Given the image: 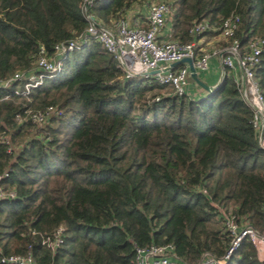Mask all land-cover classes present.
I'll list each match as a JSON object with an SVG mask.
<instances>
[{
	"label": "trees",
	"instance_id": "obj_1",
	"mask_svg": "<svg viewBox=\"0 0 264 264\" xmlns=\"http://www.w3.org/2000/svg\"><path fill=\"white\" fill-rule=\"evenodd\" d=\"M152 0H96L105 24ZM173 6V37L189 42L203 21L219 28L241 19L237 37L264 38V0H165ZM84 0H0V79L37 67L41 47L83 32ZM206 34H219L209 31ZM69 70L28 96L0 90V172L9 165L0 202L1 257L35 264H137L136 248L172 244L177 259L195 264L221 257L230 244L225 214L262 228L264 149L253 112L231 75L202 98L163 96L136 75L124 79L115 56L94 42L67 58ZM257 74L264 92V52ZM160 101H154L156 96ZM54 105L63 115L45 125L17 114ZM9 137L13 152L4 139ZM65 227L64 243L45 240ZM244 243L227 264H259Z\"/></svg>",
	"mask_w": 264,
	"mask_h": 264
},
{
	"label": "built area",
	"instance_id": "obj_2",
	"mask_svg": "<svg viewBox=\"0 0 264 264\" xmlns=\"http://www.w3.org/2000/svg\"><path fill=\"white\" fill-rule=\"evenodd\" d=\"M96 0H84L82 11L88 22L86 29L75 37L57 43L53 54L45 47H41L37 67L29 72L17 71L12 76L0 79V90L16 88L19 94L23 85L22 94L28 96L34 87L41 85L46 79L58 76L67 58L75 51L81 50L87 45L98 42L112 53L124 72V79H131L136 75H142L160 84L164 89H170L163 96L184 97L187 95L191 79V70L188 63H181L171 67L172 64L186 58H191L199 73L210 69L211 62L217 58L223 66V76L228 74L238 84L243 98L253 112L252 126L257 134L258 144L264 149V92L257 74L264 52V38L252 37L247 45H241L237 37V30L241 19L238 15H232L223 20L217 29L207 21L194 23L189 28V34L193 37L189 42L177 39L161 40L160 35L167 20L173 14V6L170 2L160 1L149 3V12L144 21L138 17L123 16L112 21L111 25H105L92 11ZM219 30V44L215 46L205 45L204 38L209 31ZM240 66L244 80L237 79L235 70ZM167 67H170L167 69ZM155 71L154 73H150ZM216 87L210 91H214ZM160 95L154 101L161 100ZM63 115L62 109L50 105L44 110L28 111L26 117L17 114L16 120L22 123L30 120L36 125H45L53 117ZM1 124V121H0ZM8 145V152H13V144L9 137L4 139ZM12 167L9 165L0 172V202L4 199H14L16 191L12 188L5 189L3 182L11 176ZM264 217V203L262 206ZM226 230L230 236V244L223 256L217 257L206 253L195 264H227L239 251L244 243H250L253 247L249 250L250 258L259 264H263L264 251V225L262 228L254 226L248 220H238L232 213L225 214ZM65 227H58L55 232L47 237L45 243L53 250L64 243ZM257 255L260 260L254 259ZM3 264H35L31 256L17 254L1 257ZM137 264H185L177 259L172 244H152L147 247L136 248Z\"/></svg>",
	"mask_w": 264,
	"mask_h": 264
},
{
	"label": "crops",
	"instance_id": "obj_3",
	"mask_svg": "<svg viewBox=\"0 0 264 264\" xmlns=\"http://www.w3.org/2000/svg\"><path fill=\"white\" fill-rule=\"evenodd\" d=\"M144 10V9H142ZM134 13H132L133 17H138L140 21H144L148 15V13L144 14L142 12H139L136 10V8L133 10ZM145 12V11H143ZM149 12V11H148ZM131 13H129L130 15ZM214 36L213 34H206L204 38L205 45L210 46H215L219 44V37H212ZM161 40H170V39H175L173 37V28H172V20L171 17L167 20V23L165 27L163 28L161 35H160ZM223 66L222 63L219 59L215 58L211 62L210 69L199 73L200 79L205 82L207 85L210 86V89L214 87H218L223 80L225 79L226 76H223ZM235 74L237 76V79L243 83L244 76L243 72L240 68V66H237L235 70ZM210 90H207L205 87L199 85L195 80L191 77L190 83L188 86L187 90V96H189L192 99H199L207 95Z\"/></svg>",
	"mask_w": 264,
	"mask_h": 264
},
{
	"label": "water",
	"instance_id": "obj_4",
	"mask_svg": "<svg viewBox=\"0 0 264 264\" xmlns=\"http://www.w3.org/2000/svg\"><path fill=\"white\" fill-rule=\"evenodd\" d=\"M188 63L190 65V70H191V77L195 80V82H197L199 85L205 87L207 90H211L210 89V86L207 85L205 82H203L200 77H199V74L196 70V67L194 66L193 64V60L191 58H186L180 62H177V63H174L171 65V67H175V66H178L179 64L181 63ZM170 68V67H167V69ZM155 71H151L150 73H154Z\"/></svg>",
	"mask_w": 264,
	"mask_h": 264
},
{
	"label": "rangeland",
	"instance_id": "obj_5",
	"mask_svg": "<svg viewBox=\"0 0 264 264\" xmlns=\"http://www.w3.org/2000/svg\"><path fill=\"white\" fill-rule=\"evenodd\" d=\"M160 1H165V0H152L151 1V3H153V2H160ZM136 8V10L137 11H139V12H142V13H144V14H146V13H148V11H149V7L146 5V6H142V5H140V4H136L134 7H133V9H132V11H130V17H133L132 15V13H134V9ZM142 9H144V10H142ZM143 11H145V12H143ZM67 61V60H66ZM65 61V63H64V68H63V70H62V72H64V71H67V70H69L70 68H69V65H67V62ZM162 91V93H169L170 92V89H162L161 90ZM254 257V259H256V260H260V258L257 256V255H254L253 256ZM262 257L264 258V251H263V254H262ZM263 264H264V262H263Z\"/></svg>",
	"mask_w": 264,
	"mask_h": 264
}]
</instances>
